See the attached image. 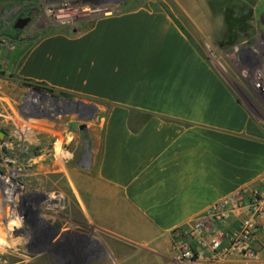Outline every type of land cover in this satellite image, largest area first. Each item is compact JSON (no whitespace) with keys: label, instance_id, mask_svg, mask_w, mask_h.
<instances>
[{"label":"crops","instance_id":"obj_1","mask_svg":"<svg viewBox=\"0 0 264 264\" xmlns=\"http://www.w3.org/2000/svg\"><path fill=\"white\" fill-rule=\"evenodd\" d=\"M148 6L49 31L14 70L104 112L79 209L97 237L146 262L175 256L172 232L229 196L264 193V114L238 101L177 16ZM249 217L240 208L217 227ZM257 225L253 247L264 254V219Z\"/></svg>","mask_w":264,"mask_h":264},{"label":"rangeland","instance_id":"obj_2","mask_svg":"<svg viewBox=\"0 0 264 264\" xmlns=\"http://www.w3.org/2000/svg\"><path fill=\"white\" fill-rule=\"evenodd\" d=\"M30 2L35 7L34 41L43 30L71 31L90 24L86 19L75 26L40 25L46 0ZM88 3L110 7L112 14L155 3L177 16L179 26L220 72L238 101L249 111L264 114V100L257 89L259 75L264 78V25L259 21L264 22V0ZM244 6L254 17L248 23L250 36L240 35L223 45L228 40L224 15L230 10L238 13ZM59 93L40 94L12 70L0 75V132L4 134L0 139V264H183L172 251L163 261L130 259L128 249L114 247L92 231L76 197L80 198L82 186L89 184L95 169L104 112L96 104ZM210 263L217 262L205 259L197 264Z\"/></svg>","mask_w":264,"mask_h":264},{"label":"built area","instance_id":"obj_3","mask_svg":"<svg viewBox=\"0 0 264 264\" xmlns=\"http://www.w3.org/2000/svg\"><path fill=\"white\" fill-rule=\"evenodd\" d=\"M44 15L48 23L57 26H75L80 21L92 20L96 17L112 14L110 7H96L88 0H46ZM80 10L94 11L91 16H84ZM259 94L264 100V78L259 75ZM264 182V181H263ZM243 192L226 198L220 204L208 209L185 229L172 232V246L175 259L183 264H197L204 259L220 262L232 257H241L247 261L264 260V254L253 247L258 230L257 220L264 219V193L255 191L244 199ZM246 209L249 219L228 233L217 227L218 223L228 219L238 209ZM264 249V244L262 245Z\"/></svg>","mask_w":264,"mask_h":264},{"label":"flooded vegetation","instance_id":"obj_4","mask_svg":"<svg viewBox=\"0 0 264 264\" xmlns=\"http://www.w3.org/2000/svg\"><path fill=\"white\" fill-rule=\"evenodd\" d=\"M34 13L35 7L31 5L30 0H0V75H5L7 70L15 72L28 48L34 43L32 39L36 21ZM39 16L42 17L43 22L40 25L48 22L44 11ZM250 18L254 17L250 15ZM259 21L263 24L261 19ZM43 31L39 33L42 36L47 34L45 30ZM21 82L40 94L48 92L36 90L34 88L36 84L31 81L21 80ZM54 99L59 100L55 97Z\"/></svg>","mask_w":264,"mask_h":264},{"label":"trees","instance_id":"obj_5","mask_svg":"<svg viewBox=\"0 0 264 264\" xmlns=\"http://www.w3.org/2000/svg\"><path fill=\"white\" fill-rule=\"evenodd\" d=\"M249 12H250L249 7L244 6V8L241 9V11L239 10L238 13L236 11L234 12L230 10L228 13L224 15V21L226 24V28L228 29V40H226V42L223 45H227L235 42L240 37V35H243L245 37L250 36L249 31L252 29V27L249 26L248 24L251 19ZM34 88L39 91L47 90L49 93L53 94V91L51 89L46 88L45 86L40 84H36ZM58 96L64 98L70 97L69 94L62 92L59 93Z\"/></svg>","mask_w":264,"mask_h":264},{"label":"bare ground","instance_id":"obj_6","mask_svg":"<svg viewBox=\"0 0 264 264\" xmlns=\"http://www.w3.org/2000/svg\"><path fill=\"white\" fill-rule=\"evenodd\" d=\"M188 3V2H187ZM189 4V3H188ZM189 6V5H188ZM192 9H194L193 8V6H190ZM180 10V9H179ZM80 12H82V14L84 15V16H91V14L90 13H93L94 11H89V10H80ZM110 13L108 12V13H105V15H109Z\"/></svg>","mask_w":264,"mask_h":264},{"label":"water","instance_id":"obj_7","mask_svg":"<svg viewBox=\"0 0 264 264\" xmlns=\"http://www.w3.org/2000/svg\"><path fill=\"white\" fill-rule=\"evenodd\" d=\"M3 135H4V134H3L2 132H0V139L2 138Z\"/></svg>","mask_w":264,"mask_h":264}]
</instances>
